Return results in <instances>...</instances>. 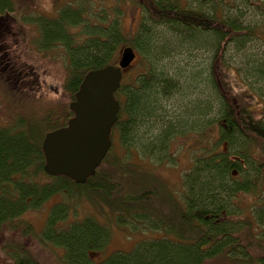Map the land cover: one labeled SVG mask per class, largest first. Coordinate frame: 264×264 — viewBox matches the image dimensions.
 Instances as JSON below:
<instances>
[{
  "label": "trees",
  "instance_id": "trees-1",
  "mask_svg": "<svg viewBox=\"0 0 264 264\" xmlns=\"http://www.w3.org/2000/svg\"><path fill=\"white\" fill-rule=\"evenodd\" d=\"M200 1L185 0L183 5L180 0H132L142 14L137 30L129 37L119 25L118 8L113 17L96 14L94 22L88 20L83 7L71 4L58 10L56 18H39L35 40L42 49L58 48L64 53L67 76L63 90L68 102L65 106H45L41 115H19L0 127V227L23 211L40 207L53 195L75 199L96 192L104 196L118 222L140 221L160 235L138 239L129 251L118 250L96 261L90 254L107 245L106 226L86 215L62 229L68 205L55 203L39 233L42 241L62 248L65 264H209L221 258L264 264V161L251 153L254 163L248 162L240 153L256 147L264 154V119L256 118L234 92L226 58L232 53L243 59L235 72L250 88L255 83L264 88L263 56L258 52L245 54L253 39L264 43V0H229L236 12L227 13L216 10L223 0H215V6L207 4L208 8L188 4ZM249 8L261 14L259 20L246 19L244 9ZM13 10V0H0V20ZM8 29L5 23L0 26V38L6 37ZM126 43L143 67L136 73L125 72L115 93L119 111L104 159L82 183L62 175L49 176L44 171L45 134L67 125L73 116L69 104L84 76L115 64ZM2 45L0 41V53L8 50L2 51ZM193 50L209 54L207 66L172 69L167 64ZM3 81L9 93L16 92L4 77ZM18 81L21 84V76ZM257 87L255 92L264 103V94ZM169 104L176 108H169ZM192 134L200 154L193 157L192 166L182 176L183 193L175 198L167 194L171 192L167 188L162 195L154 182L147 186L139 182L137 196L130 197L133 207L118 208V202H126L128 197H114L121 180L115 181L102 166H116L125 174L131 164H126L127 159L134 153L140 162L173 165L172 142ZM245 170L251 172L246 174ZM141 172L155 180L153 172L142 168ZM40 174L50 177L51 183H38ZM146 189L147 198L158 197V209L144 201ZM249 194L257 201L256 207L247 209L240 201ZM157 213L163 217L154 216ZM29 229L27 226L26 231ZM254 252H260L255 259ZM20 255L12 251L15 264H38L30 254L18 258Z\"/></svg>",
  "mask_w": 264,
  "mask_h": 264
},
{
  "label": "rangeland",
  "instance_id": "rangeland-1",
  "mask_svg": "<svg viewBox=\"0 0 264 264\" xmlns=\"http://www.w3.org/2000/svg\"><path fill=\"white\" fill-rule=\"evenodd\" d=\"M180 1L181 4H185V0ZM13 2L14 10L11 12V15L6 16L5 20H0V26L5 23L10 28L8 29L9 32L6 33V37L0 38V41L3 42L2 51L8 49L0 53V127L10 124L19 115H21V118H26L27 115L37 112H39L38 115H41L45 106H65L68 102V97L63 90L67 76L64 53L58 48L42 49L41 44L38 43L39 41L35 40L36 36H39L36 28V24L40 21L39 18H56L58 10L66 8L67 5L71 4L83 7L87 12L86 15H89L87 16L88 20L94 22L97 20L95 18L96 14L104 12L107 16L113 17L116 14L115 9L118 8L121 10L119 25L123 29L124 34L129 37L137 30L142 14L139 6L133 3L132 0H13ZM188 4L198 6L199 8H208L207 4L211 6L214 4L215 6V0H201L193 4L188 2ZM231 5L232 3L229 0H223L216 7V10H222L224 13L236 12L235 5ZM244 11H246L245 17L247 20H259L261 16L257 10L254 11L251 8L244 9ZM16 31L19 34L21 33V36L14 33ZM12 33L14 34L12 35ZM10 37L12 41L9 40ZM124 46H128V44L126 43ZM250 52H258L264 58V43L257 38L253 39L245 54ZM208 58L209 54L207 52L193 50L182 54L180 57H173L167 64L172 69L187 65L189 68L196 66L195 68L198 70L207 66ZM226 58L230 65L228 79L234 92L241 98L244 106L254 113L256 118L264 119V115H261L264 103L255 92V87L259 86V84L255 83L251 87L254 89L252 90L242 80L241 75L235 72V67L239 68L243 65V59L237 58L232 53H230L229 57L226 55ZM140 61V57L134 59L126 72H139L143 67ZM19 76H21V84L18 81ZM3 77L12 84L16 92L9 93L6 90ZM260 88L261 86L258 89L260 90ZM261 90L264 91V88L262 87ZM261 90L260 92L264 94ZM169 105V108H176L174 104ZM194 139H196V135L192 134L188 138L177 137L172 142L173 165L154 166L150 161L140 162L139 155L137 156L134 153L132 157H128L129 160L127 159L126 164L129 162L131 164L127 167L128 169L125 174H122L124 171L116 166H102V169L111 174L115 181L121 180L122 185L116 190L114 197L117 198V195L121 198L123 195L128 197L126 202L129 201V203L119 201L118 208L133 207L130 203V197L137 196L135 190H140L141 185L139 182H142L145 186L153 185L154 182V186H157V192H162L163 195L164 189L168 188L171 192H167V194H173L175 198H178L183 193L182 176L192 166L193 157L200 154L199 146L193 143ZM257 150L256 147L251 150L246 148L245 151H241L240 153L246 156L248 162L253 160V155L256 159L260 160L262 158L261 160L264 161V154ZM120 153L122 154V152ZM125 159L123 156V160ZM248 166L250 165L245 166V168ZM141 168L153 172L155 180L153 176L148 177L146 172H141ZM249 172L251 171L247 170L245 173ZM36 181L40 184L51 183L50 177H47L45 174H40ZM143 194L146 197L148 189ZM262 195H264L263 191ZM150 198L146 197L144 200L147 201L148 207L158 209V206L155 204L158 197L152 198L151 203ZM256 201L257 197L249 194L242 196L240 203L248 209L256 207ZM55 203L68 205L69 212L67 213L65 222L62 223V229L67 228L71 220H78L86 215L95 217L103 226H106L109 234L107 245L101 251L90 254L91 259H95L96 261L102 260L112 252L118 250L129 251L138 239L148 238L151 235L153 237L160 235L159 231L155 232L146 229L140 221L136 222L129 219L130 223L118 222L112 217L113 212L110 210V206L106 204L104 196L100 193L92 192L86 196L80 194L75 199L65 198L64 194H57L48 198L40 207L23 211L17 218L11 220L10 223L0 227V264H15V257H10L13 250L19 252V255L21 254L18 258L25 253L30 254L38 264H65L62 248L42 241L40 239L41 233H39L44 227L49 208H52ZM135 204L133 205L136 207ZM163 214L157 213L154 216L160 215V218H162ZM237 219L239 220V218ZM154 220L163 221L162 219ZM27 226L30 227L29 232L26 231ZM253 254V259H255L260 255V252H254ZM213 263L210 262L209 264ZM242 263L221 258L215 261L214 264Z\"/></svg>",
  "mask_w": 264,
  "mask_h": 264
},
{
  "label": "water",
  "instance_id": "water-1",
  "mask_svg": "<svg viewBox=\"0 0 264 264\" xmlns=\"http://www.w3.org/2000/svg\"><path fill=\"white\" fill-rule=\"evenodd\" d=\"M135 57L133 48L124 46L115 64L84 76L69 104L73 117L66 126L44 136V171L48 175L82 183L95 173L111 145V129L117 120L119 102L114 92Z\"/></svg>",
  "mask_w": 264,
  "mask_h": 264
},
{
  "label": "bare ground",
  "instance_id": "bare-ground-1",
  "mask_svg": "<svg viewBox=\"0 0 264 264\" xmlns=\"http://www.w3.org/2000/svg\"><path fill=\"white\" fill-rule=\"evenodd\" d=\"M119 87H120V86H119ZM118 89H119V88H118ZM118 89H117V90H118ZM117 90H116V91H117ZM116 91L114 92V97H115V93H116ZM115 98H116V97H115ZM117 114H118V113H117ZM97 168H98V167H97ZM97 168H96V170H97Z\"/></svg>",
  "mask_w": 264,
  "mask_h": 264
}]
</instances>
